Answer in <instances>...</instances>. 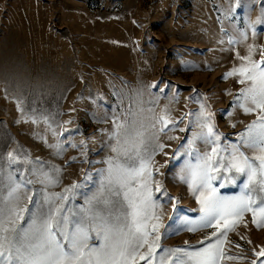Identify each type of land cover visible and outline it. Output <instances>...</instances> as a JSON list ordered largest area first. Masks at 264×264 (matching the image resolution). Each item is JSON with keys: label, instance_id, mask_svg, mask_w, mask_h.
Instances as JSON below:
<instances>
[{"label": "rangeland", "instance_id": "obj_1", "mask_svg": "<svg viewBox=\"0 0 264 264\" xmlns=\"http://www.w3.org/2000/svg\"><path fill=\"white\" fill-rule=\"evenodd\" d=\"M262 7V0H0V153L15 151L21 160L27 155L43 162L5 166V183L9 171L34 181L21 193V206L32 207L27 196L33 193L39 201L42 192H61L78 182L81 188L69 207L79 209L97 190L107 158L115 155L111 134L117 120L135 118L148 126L167 106L168 118L177 123L158 133L167 147L154 157L160 170L154 179L176 200L155 193L167 225L160 229L159 242L166 248H200L211 230L181 228L183 217L200 215L189 184L180 179L181 169L186 161L196 162L193 149L203 154L212 147L199 139L190 143L200 130L201 105L223 134L218 147L225 158L257 119L259 112L246 114L236 105L246 84L226 74L240 66L236 53L247 55L249 45L256 46L252 59H261L264 24L255 22ZM245 29L246 39L241 36ZM81 141L84 146H72ZM58 142L64 145L59 154L49 146ZM241 150L249 157L258 154L243 144ZM32 167L54 172L59 183L44 187L35 182ZM245 179L223 181V188L218 180L214 186L221 195L236 196ZM172 203L179 205L175 216ZM251 221V213H245L223 245L228 254L242 258L222 264H259L264 227Z\"/></svg>", "mask_w": 264, "mask_h": 264}, {"label": "snow or ice", "instance_id": "obj_2", "mask_svg": "<svg viewBox=\"0 0 264 264\" xmlns=\"http://www.w3.org/2000/svg\"><path fill=\"white\" fill-rule=\"evenodd\" d=\"M255 23L264 24V7ZM251 27L255 37V24ZM241 36L247 38L246 29ZM255 47L249 45L244 56L237 52L241 64L226 75L238 76V82L246 84L237 95L236 105L246 114L259 112L257 119L247 125L240 134V144L233 145L225 158L219 155L224 149L218 147L223 134L212 122V114L204 112L205 106L201 105L197 116L200 130L193 134L190 143L199 139L212 147L203 154L193 149L197 152L196 162L186 161L181 169L180 179L189 184L200 205V215L196 219L183 217L181 228L190 233L211 230L200 241V248L191 245L166 248L159 242L160 229L167 225L162 223L163 202L155 193H160L168 202L176 200L154 179L160 171L155 167L154 157L157 151L167 147L159 143L158 133L166 132L177 123L168 118L165 106L164 115L155 117V122L148 126L138 125L135 118L117 120L111 134L116 141L111 146L115 155L107 158L97 190L85 197L79 209L69 207L81 188L78 182L61 192H42L39 201L33 193L27 196L32 207H22L21 193L26 194L34 181L9 171L5 183V166L11 169L14 164L43 162L38 158L33 162L27 155L21 160L15 151L0 153V264H140V261L144 264H222L225 259H241L224 250L227 233L245 213H251L255 227H264V52L259 61L253 60ZM157 124L161 127L157 128ZM51 130L58 134L56 129ZM84 144L81 141L80 145L72 146ZM241 144L258 149V154L247 156ZM49 146L56 148L57 154L64 149L59 142ZM53 170L59 172L55 166ZM30 171L37 177L35 182L44 187L59 183L58 178L54 179V172L42 167H32ZM239 176L246 177L239 195H221L214 186L218 180L222 181L220 188L226 186L223 181L235 184ZM178 207V203H172L173 216ZM94 240L99 243H93ZM256 255L259 264H264L260 259L264 258V249Z\"/></svg>", "mask_w": 264, "mask_h": 264}]
</instances>
